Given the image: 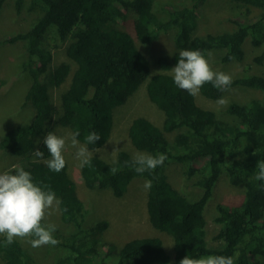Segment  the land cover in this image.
<instances>
[{
  "label": "trees",
  "instance_id": "1",
  "mask_svg": "<svg viewBox=\"0 0 264 264\" xmlns=\"http://www.w3.org/2000/svg\"><path fill=\"white\" fill-rule=\"evenodd\" d=\"M7 0H0V10ZM190 3L180 12L171 10L165 22L153 12L155 0H30L28 9L40 15L31 28L3 43L25 42L27 55L20 61L32 79L25 94L33 114L28 122L11 123L0 140V151H19V167L29 171L34 182L47 184L61 201L60 221L73 226L68 236L53 233L57 245L66 249L53 264H107L112 244L100 258L96 233L106 228L100 221L84 228L91 213L89 204L77 196L75 185L67 164L59 173L50 171L45 163L50 156L46 145L38 144L39 138L52 131V119L57 113V124L71 133L79 131L77 139L89 150L101 147L113 127L114 110L123 106L134 94L136 87L145 84L146 97L164 115L162 130L143 117L132 120L128 136L132 146L139 152L167 155L162 166L155 170L136 173L125 165L133 158L125 151H118L114 163L93 156L91 166L80 169L88 189H109L114 197H122L134 179L152 180L147 191L146 211L150 224L159 232L172 238V257L165 251L157 237L135 238L126 242L116 252L113 264H179L186 255L197 258L207 255L231 256L234 264H264V182L254 179L257 161H264V101L251 99L247 105L231 104L228 115L233 118L220 121L215 114L197 105L195 97L178 88L173 76L167 73L175 66L181 50H201L206 59L220 53V61L240 63L243 61L242 45L245 40L253 47L264 43V0H227L246 7L256 8L261 14L248 22H234L231 32L195 36L197 16L210 0H183ZM25 0H14L18 13ZM133 13L131 22L134 38L118 23ZM49 31H53L61 43H66L65 53L75 64L60 63L51 68L52 56L42 46ZM172 32L174 53L168 56L154 55V65L162 73H152L150 59L144 56L135 40L147 47L161 35ZM2 42H0L1 45ZM256 65H264V50L253 58ZM49 73L53 87L69 81L61 94L59 105L54 106L48 95L47 85L41 76ZM246 88L259 91L264 96V76L254 74L232 80L230 88ZM221 91L211 83L204 84L199 93L210 100L222 97ZM229 115V116H230ZM6 126L9 125L7 121ZM97 132L100 140L86 144L85 137ZM184 131V132H181ZM179 132L175 136V149L165 133ZM44 152L43 158L34 156L35 150ZM178 163L185 166L188 174L194 164L202 178L196 185L202 189L201 196L191 201L181 195L168 181L167 166ZM116 171L113 173L112 169ZM14 168L8 170L11 171ZM218 172H224L229 183L242 187L243 200L236 206L217 204L213 223L220 226L213 243L206 240L205 206L212 197ZM14 174V171H13ZM67 211H62V209ZM0 235V261L4 264H36L22 245L14 239L5 246ZM99 257V258H97Z\"/></svg>",
  "mask_w": 264,
  "mask_h": 264
},
{
  "label": "rangeland",
  "instance_id": "2",
  "mask_svg": "<svg viewBox=\"0 0 264 264\" xmlns=\"http://www.w3.org/2000/svg\"><path fill=\"white\" fill-rule=\"evenodd\" d=\"M30 0H25L23 8L17 13L15 10L14 0H7L0 10V140L5 134V130L11 128V123L18 122V125L30 121L33 109L28 105L22 106L25 102V94L31 84V77L28 71L22 67L20 61L24 60L27 52L25 50V42L20 40L12 44L10 42L3 43L4 40H12L17 34L27 32L39 17V13L28 9ZM190 3L183 0H155L153 12L161 21L168 19L167 13L171 10L180 12L184 7H189ZM197 16V26L194 32L195 36H204L207 34H219L223 32H231L235 29L234 22H248L256 19L261 11L232 3L227 0H210L201 10L195 13ZM128 19L118 23L119 28L128 32L134 38L131 22L135 19L133 13H128ZM165 22V21H163ZM172 32H168L160 36L159 39L165 41H154L147 47L142 46L136 40L134 41L139 48H142L144 56L150 59V69L152 73H162L160 68L154 65L156 58L154 55L168 56L174 53L173 40L170 38ZM42 46L50 51L52 60L51 68L60 63L70 64L71 70L74 71L75 64L68 59L65 53L66 43H61L53 31H49L42 41ZM244 53L243 61L222 62L220 61V53L211 54L208 61L214 71H222L231 75L232 80L235 78L246 77L249 75L264 76V65H256L253 58L264 50V43L259 47H253L250 42L245 40L242 45ZM172 75V69L167 71ZM41 82L47 85L48 95L54 106L59 105L61 94L67 89L69 81H65L61 86L53 87L49 83V73L41 76ZM145 84L136 87L134 94L127 102L114 110L113 127L109 136L103 141L101 147L95 150H89L93 156L99 157L106 162L114 163L118 151L127 152L132 158L139 152L136 150L129 139L128 128L133 119L143 117L150 121L154 126L162 130L164 115L154 104L149 102L146 97ZM195 97L197 105L203 109L212 111L216 118L220 121L233 118L228 115L227 109L231 104L240 106L255 98L264 101V96L257 90L244 88H230L223 92L221 98H227L228 103L225 106H219L217 100H210L203 97L200 93ZM60 113V112H59ZM53 117L51 124L52 131L61 137H67L71 132L67 128L60 127L57 124L58 114ZM9 122L6 126L5 123ZM50 131V130H49ZM47 131V132H49ZM47 132L39 138V143L43 142ZM184 132V131H181ZM179 132L165 133V137L171 143L170 147L175 149V136ZM81 144V143H80ZM83 145V144H81ZM118 150V151H114ZM15 151L14 154H19ZM76 149L66 142L63 155L67 164V172L75 185L77 196L84 202L89 204L91 213L87 216L84 228L93 226L100 221L107 222L105 229L96 233L99 239L97 250L99 259L106 255L107 245L115 246L116 251H111L106 259L107 264H113L116 258V252L128 241L135 238L157 237L162 241L163 247L167 254L172 257V238L164 233L156 230L149 222L146 211L147 191L143 188L145 180L134 179L130 184L126 193L118 198L114 197L109 189H88L80 174L81 167L79 160L75 155ZM10 151H0V172L8 171L14 167H19L21 158L14 155ZM203 167L202 163L194 164V169L188 174L185 172L187 168L178 163L167 166L165 174L169 183L183 196L191 201L198 199L202 194V189L196 183L202 178L198 169ZM244 198V190L242 187H234L224 172H218L215 186L213 188L212 197L205 206L206 219V240L209 244L214 245L213 238L220 229L219 225L213 223L215 216V207L217 204L233 207L238 205ZM46 214L42 223L53 224L56 227V234L68 236L73 231V226L64 224L60 220V210L51 211ZM22 245L28 256L36 264H53L55 260L64 254L66 249L56 245H44L34 248L29 243V238H16ZM0 264H4L0 261ZM103 264V263H102ZM172 264V263H171ZM263 264V261L260 263Z\"/></svg>",
  "mask_w": 264,
  "mask_h": 264
},
{
  "label": "clouds",
  "instance_id": "3",
  "mask_svg": "<svg viewBox=\"0 0 264 264\" xmlns=\"http://www.w3.org/2000/svg\"><path fill=\"white\" fill-rule=\"evenodd\" d=\"M170 69H172L174 84L192 96L198 95L200 88L206 83H211L213 87L221 91H227L232 84L231 75L214 71L201 50H181L177 63ZM216 103L219 106H225L228 100L220 98ZM78 136V130L67 137L58 136L53 131L47 132L43 144L46 145L50 156V159L45 161L50 171L59 173L65 168L66 160L63 150L67 141H70L71 146L76 149L75 155L80 162L79 166L81 168L86 165L91 166L93 153L85 145L80 144ZM98 140L100 135L95 131L85 137L86 144H95ZM33 154L37 158L44 157V152L38 149ZM167 158L164 153L155 155L137 153L131 162L125 161V165L133 168L136 173L142 174L162 166ZM256 169L254 179L264 182V161H257ZM112 171L114 173L116 169L113 168ZM151 187L152 180H146L143 188L149 190ZM260 187L264 188V183ZM60 203L61 201L57 199L49 185L34 182L31 173L23 167H14L11 171L0 172V235L5 237V246L11 245L15 238L29 237L31 238L29 243L34 248L44 245L56 246L59 241L53 235L56 231L55 225L44 224L42 221L46 214H51L49 210H60ZM179 264H234V259L223 255L197 258L186 255Z\"/></svg>",
  "mask_w": 264,
  "mask_h": 264
}]
</instances>
